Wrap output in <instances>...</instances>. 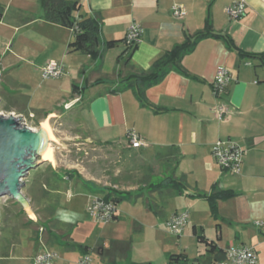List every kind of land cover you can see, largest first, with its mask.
Listing matches in <instances>:
<instances>
[{"label": "crops", "instance_id": "crops-1", "mask_svg": "<svg viewBox=\"0 0 264 264\" xmlns=\"http://www.w3.org/2000/svg\"><path fill=\"white\" fill-rule=\"evenodd\" d=\"M68 1L79 4L76 17H90L98 22L101 44L123 40L129 24L138 23L143 33L131 57L125 53L116 62L126 49L124 43L105 51L97 60L69 53L67 46L73 40L72 32L45 22L41 18L40 0H0L4 8L0 22L12 11L10 18L14 22L8 28L19 48L22 43L26 46L25 52L14 51L12 43L10 51L3 55L11 53V58L0 72L20 64L28 66L31 72H40L48 62L61 64L63 75L55 79L59 81L50 94L68 96V100H60L65 110L83 101L86 107L76 120L68 118V126L82 131V144L104 153L106 162L112 160L109 157L114 153L118 160L114 170L103 176L77 165L67 169L69 171L58 172L55 161L39 156V166L33 169L35 176L29 177L28 173L23 180L22 192L31 215L18 203L12 205L15 220L21 216L24 225L34 226L33 237L27 248H23L15 235L7 251L0 246V263L7 259L16 263L30 262L37 251L50 250L58 254L53 264H76L83 254L79 247H89L91 255L100 246L106 250L111 243L128 241L129 232L123 234L121 230L126 216L128 224L138 230L148 224L155 227L169 204L172 212L164 222L176 213L187 211L194 233L202 221L203 204H207L206 214L216 223L217 248L224 251L232 245L251 247L257 253V264H264V229L253 224L264 220V63L245 56L264 54V0H243L245 11L237 20L227 16L226 8L238 0ZM175 5L184 9L185 16L172 15ZM207 26L215 34L228 35L244 56L229 49L222 39L204 38L181 59L180 66L186 75L170 70L160 81L144 89L143 101H140L137 96L140 85L131 77L148 71L156 59L185 43L187 38L193 40ZM71 60L78 64L67 69L64 63ZM125 61L128 63L124 64ZM112 62V71L105 70ZM221 67L228 71L230 81L226 94L217 99L211 83ZM2 76L0 73V79ZM74 85L78 92L73 95ZM85 91L89 92L87 99ZM19 96L26 98L27 106L32 101L31 97ZM18 98L10 102V110L1 112L24 118ZM217 103H224L228 110L222 121L211 111ZM28 115L29 118L34 116L30 119L33 123L36 119L40 128L47 121L52 135L49 142L57 140L51 123L62 116L54 112ZM130 130H134L142 142L138 149L128 146L126 134ZM66 131L63 130L69 133ZM77 137L76 134L73 138ZM218 140L233 141L244 150L238 174L223 171L215 163L211 147ZM124 151H130L128 159L131 161L127 166L122 163ZM52 158L55 160L53 153ZM133 161H139L136 172L130 168ZM134 173L138 176L133 177ZM172 181H180L182 186L176 189ZM90 185L100 193L105 188L133 193L143 202L139 216L138 212L135 214L136 206H131L133 211L127 212L121 203L113 221L105 224L93 221L104 226L93 247L81 239H71L70 235L72 225L88 222L86 206L90 198L97 195L90 191ZM213 188L234 193L229 199L217 201L215 217L208 202L195 196L209 195ZM40 221L51 224L50 230L46 226L44 230ZM108 228L109 235L105 232ZM131 251L132 247L126 258L117 248L111 253L104 251L100 256L107 259L106 264L137 263L132 260ZM144 263L151 262L137 264Z\"/></svg>", "mask_w": 264, "mask_h": 264}, {"label": "rangeland", "instance_id": "rangeland-1", "mask_svg": "<svg viewBox=\"0 0 264 264\" xmlns=\"http://www.w3.org/2000/svg\"><path fill=\"white\" fill-rule=\"evenodd\" d=\"M11 14L12 11L6 15L2 22H0V70L4 66L5 62L11 58V53L5 57L3 55L6 52L10 51V46H12V43L14 44V51L25 52L24 50L26 47L25 44L22 43L23 48H19V43L16 42V37L8 28V25L13 24L14 22L10 18ZM64 64L68 69V66L75 68L78 63L76 60H71L69 63L65 61ZM113 64V62L110 63L108 69L105 68V70H111L110 66H112ZM0 73H2L3 75L0 79V82H2L0 86V92H2L3 94L0 96L1 115L7 116V114L2 113L1 111L7 112L8 110H10V102L15 99V97H19L18 103L20 102V108L23 107L22 109H24V118L20 117L22 119V123L29 128L32 127L35 131H39L41 128L39 125H37L36 119H34V123L31 121L30 118L34 116L29 118L28 114L30 112L35 113L36 115H44L46 112H54L62 116L52 120L51 125L53 126L55 134L58 136V138L55 142H49V144H51L53 148V154L55 158L54 165H56V170L58 172L69 171L67 169H73L74 167H76V165L77 167L81 166L87 172L97 173L103 176L105 173L114 170V164L118 160L116 156L117 154L114 153L113 155H110L109 158H111L112 160L106 162L104 160V153L100 152L98 149H93L91 145L82 144L84 140L82 131H79L76 127L74 128L68 126V118L76 120L79 116L78 114H81L82 111L86 109V107H83L84 101L74 105V107L70 110L63 109L62 105L60 104V100H68V96L64 93L50 94V92L54 91L53 89H56V83L59 80H42L41 71L31 72V69L24 64H20L17 67L8 69L6 72ZM22 84H25L27 87ZM85 92L87 99L89 98V92ZM20 94L31 97L32 101L28 106L26 98L20 97ZM63 130H67L66 132L69 133H64ZM65 134H67L68 136H65ZM76 134L78 135V137L73 138ZM129 156L130 151H124L121 155L122 163L124 166L131 161L130 159H128ZM138 163L139 161H133L131 163L132 165H130V168H132L135 172ZM32 176H35L34 170L29 171V177ZM134 176L137 177L138 174L134 173L133 177ZM89 187L91 189L89 190L94 194L103 196V194H101L100 192L95 191V188L93 186L90 185ZM22 193L24 196V192ZM63 198L64 197H62L61 200ZM142 203L143 202L141 201V199H139L132 193L130 197H127L122 202V207L128 212L129 210L133 211L131 206H136L135 214L136 212H138L137 216H139L140 213L138 210L142 209ZM14 204L18 205L17 202L10 197L0 198V246L5 248L6 251L10 247L12 243L11 240L14 235L16 237H19L23 248H27L30 244V239L33 237V233L35 231L34 226L24 225V221H22L23 219L21 220V216H17L19 220H15V217L13 216L15 211L12 210V205ZM203 206L204 211L200 213L202 221L200 225H198V229L196 230L197 233H193V225L189 221L184 229V233L180 237L174 236L169 233L166 228V223L164 222L165 217H168L172 212L170 208L172 206H170V204L168 206L169 208H167L166 211H163V217L161 218L158 226L155 227H150L148 224L147 227L142 226V228L138 230L137 227L133 228L131 224H128L129 219L126 216L124 220L126 221V223H123L124 225L121 226L122 229H120L123 231V234L124 231L129 232L128 238L132 241V260L137 263L151 262L152 264H166L167 254H177L185 252V254L188 256L189 263L198 261L200 264H202L205 259L207 247L203 242L199 241L198 236L203 232L202 234L207 239L214 240L216 239L217 233L216 223H214L210 219V217L207 216L208 214H206L207 204H203ZM29 214L31 215L30 212ZM87 221L88 222L83 221V223L81 222L79 223V225H72L70 227V235L71 239H74L75 241L81 239L83 242H85L86 245L93 247L96 239H98L97 236H100V233L104 229V226L101 224L96 225L90 219H88ZM39 223L43 226V228L44 226H46L47 229L50 230L51 224L42 221H40ZM13 227H15V229H13ZM199 227H202V232ZM121 230L117 231L118 234H121ZM105 232L107 235H109L111 232L110 228L106 229ZM91 258L92 264H106L108 262L106 258L101 257L96 252L91 253ZM0 264H32V259L30 262L21 261L18 263L7 259Z\"/></svg>", "mask_w": 264, "mask_h": 264}, {"label": "trees", "instance_id": "trees-1", "mask_svg": "<svg viewBox=\"0 0 264 264\" xmlns=\"http://www.w3.org/2000/svg\"><path fill=\"white\" fill-rule=\"evenodd\" d=\"M41 8V18L48 23L61 26L72 30L76 27V32L73 33V40L68 44L67 51L69 53H80L91 57L93 60L101 58L105 51L119 46L121 43H124L123 40H110L105 41L101 44L100 42V28L98 22L94 18L75 15L79 12V4L73 1L68 0H40ZM4 8L0 4V20L3 16ZM216 38L222 39L227 47L231 50L237 51L240 55L244 56V53H240L237 47L235 46L233 40L225 34H215L211 31L210 26H207L205 31H202L191 38H187V41L182 45L177 46L171 51L166 52L161 57L156 59L151 65L148 71H140L136 76L131 77L140 85V89L137 92V96L140 101H143V92L144 89L154 85L160 81L170 70H176L182 75H186L185 71L181 68L180 62L184 55L190 53L196 44L204 38ZM125 44V43H124ZM102 45V48H101ZM126 46V45H125ZM137 45L133 47H127L125 51L119 55L116 59V62H119L123 54L128 53V56L131 57L132 53L137 49ZM101 48V49H100ZM249 58H258L264 63V54L258 56L254 55H245ZM130 60V58H129ZM128 62L125 61L124 64ZM77 87L74 85L72 87V94H77ZM67 174H70L67 172ZM176 184L175 188L179 189L182 186L180 181H172ZM101 194H103V199L106 201L112 202L116 208L121 204L127 197L131 196L129 192H120L111 188H105ZM198 198L205 199L210 207L212 215L215 217L216 213V203L218 200H226L234 196V193L229 190H218L213 188L212 192L209 195H195ZM116 216L114 217V219ZM202 232V229H201ZM194 230V234H196ZM203 233V232H202ZM198 236L200 242H203L207 249L205 259L202 264H212L215 261L223 259V251L217 248V239L209 240L203 234ZM132 247V241L129 239L126 242H119L118 244L111 243L108 249H104L102 246L96 248V252L99 255H104V251L113 252L117 248L121 253L124 254L125 258L130 252ZM82 249L83 254L88 253L89 247H79ZM200 264L198 261L189 263L188 256L185 253L177 254H167L166 255V264ZM128 264H137V263H128ZM152 264V263H144Z\"/></svg>", "mask_w": 264, "mask_h": 264}, {"label": "built area", "instance_id": "built-area-1", "mask_svg": "<svg viewBox=\"0 0 264 264\" xmlns=\"http://www.w3.org/2000/svg\"><path fill=\"white\" fill-rule=\"evenodd\" d=\"M172 15L175 18H182L185 16V11L180 6H173ZM245 11V2L238 0L226 8V14L231 20H237L243 16ZM72 34L76 32V27L70 30ZM143 33L142 27L136 23L131 22L127 28L124 43L127 47H133L140 41ZM247 65H250L247 63ZM63 75V66L56 62H48L41 69L42 80L56 79ZM230 81V75L225 68L217 69L214 80L211 83L213 96L217 99H222L226 94L227 87ZM213 115L217 120H224L228 114V110L224 103H217L211 109ZM127 143L130 148L138 149L142 146L139 135L130 130L126 134ZM211 155L215 163L223 170L229 173L238 174L244 158V150L230 140H218L211 147ZM117 208L110 202L103 199V197L94 195L87 203L85 213L89 219L95 223H109L114 220ZM188 222V212L183 211L174 214L166 221V228L169 233L180 237ZM256 228L264 229V220L255 221ZM42 229L39 232L42 233ZM58 259V254L50 250H39L32 257V264H53ZM76 264H92L91 255L82 254L77 260ZM197 264V263H193ZM212 264H257V253L251 247L246 246H228L223 251V259L215 261Z\"/></svg>", "mask_w": 264, "mask_h": 264}, {"label": "water", "instance_id": "water-1", "mask_svg": "<svg viewBox=\"0 0 264 264\" xmlns=\"http://www.w3.org/2000/svg\"><path fill=\"white\" fill-rule=\"evenodd\" d=\"M47 140L43 129L35 131L20 117L0 114V198L10 197L27 211L23 180L39 166L37 158L46 149Z\"/></svg>", "mask_w": 264, "mask_h": 264}, {"label": "bare ground", "instance_id": "bare-ground-1", "mask_svg": "<svg viewBox=\"0 0 264 264\" xmlns=\"http://www.w3.org/2000/svg\"><path fill=\"white\" fill-rule=\"evenodd\" d=\"M41 129H43L47 135L48 140L46 141V143L48 144L46 149L43 151V153L40 155L43 159H48L51 162H54V159L52 158V153H53V148L51 147V144H49V139L52 138L51 132H50V128L48 126L47 121L45 123L42 124ZM25 208L27 210V212L29 213L30 210L28 208V206L25 204Z\"/></svg>", "mask_w": 264, "mask_h": 264}]
</instances>
